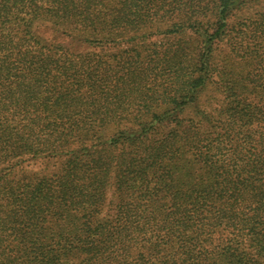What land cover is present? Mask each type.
<instances>
[{"label": "trees", "instance_id": "trees-1", "mask_svg": "<svg viewBox=\"0 0 264 264\" xmlns=\"http://www.w3.org/2000/svg\"><path fill=\"white\" fill-rule=\"evenodd\" d=\"M0 264H264V1L0 0Z\"/></svg>", "mask_w": 264, "mask_h": 264}, {"label": "rangeland", "instance_id": "rangeland-1", "mask_svg": "<svg viewBox=\"0 0 264 264\" xmlns=\"http://www.w3.org/2000/svg\"><path fill=\"white\" fill-rule=\"evenodd\" d=\"M264 1V0H262ZM43 37H45L46 39L50 40L51 38V34L47 31V29L42 30ZM155 40H159L158 37H152L149 41L153 42ZM60 42L62 40H59ZM64 42L66 43V41L64 40ZM90 50V49H88ZM92 51V50H91ZM113 51V50H111ZM22 170L21 172H23V168L27 171H31V172H35L37 174H44V173H48L49 170L51 171L52 169V163L51 161H48L46 159H40V160H35V161H30L29 163H22L21 164Z\"/></svg>", "mask_w": 264, "mask_h": 264}]
</instances>
